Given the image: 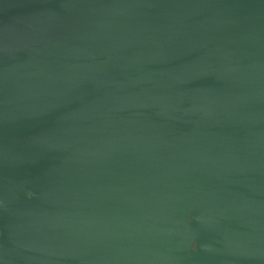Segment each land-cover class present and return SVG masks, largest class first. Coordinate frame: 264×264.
<instances>
[{
	"label": "water",
	"instance_id": "water-1",
	"mask_svg": "<svg viewBox=\"0 0 264 264\" xmlns=\"http://www.w3.org/2000/svg\"><path fill=\"white\" fill-rule=\"evenodd\" d=\"M0 217V264H264V0H0Z\"/></svg>",
	"mask_w": 264,
	"mask_h": 264
},
{
	"label": "rangeland",
	"instance_id": "rangeland-1",
	"mask_svg": "<svg viewBox=\"0 0 264 264\" xmlns=\"http://www.w3.org/2000/svg\"><path fill=\"white\" fill-rule=\"evenodd\" d=\"M183 215H184V222L186 223H192L194 221L201 223L202 217L200 214L196 213L193 208H181L178 209ZM203 222V221H202ZM151 225L149 222H144L141 227L144 229L146 226ZM2 223H1V217H0V237H2ZM199 240L194 238L192 242L187 246L188 251H198V244Z\"/></svg>",
	"mask_w": 264,
	"mask_h": 264
}]
</instances>
